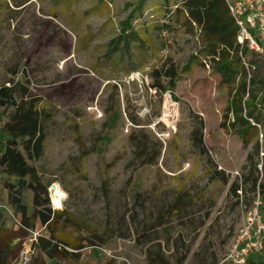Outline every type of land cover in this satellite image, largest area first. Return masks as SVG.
Returning a JSON list of instances; mask_svg holds the SVG:
<instances>
[{
	"label": "rangeland",
	"instance_id": "374dc122",
	"mask_svg": "<svg viewBox=\"0 0 264 264\" xmlns=\"http://www.w3.org/2000/svg\"><path fill=\"white\" fill-rule=\"evenodd\" d=\"M136 1L0 0V87L17 86V103L37 109L45 146L35 167L48 207L56 185L51 210L88 225L75 235L99 240V256L85 247L76 264H234L224 258L258 198L264 217V136L255 155L253 142L220 127L228 97L212 66L184 68L197 47L189 34L164 27L166 45L152 55L133 41L111 50L124 2ZM164 14L155 5L130 24L163 25ZM1 236L29 243L4 214ZM34 258L55 263L37 250Z\"/></svg>",
	"mask_w": 264,
	"mask_h": 264
},
{
	"label": "trees",
	"instance_id": "16d2710c",
	"mask_svg": "<svg viewBox=\"0 0 264 264\" xmlns=\"http://www.w3.org/2000/svg\"><path fill=\"white\" fill-rule=\"evenodd\" d=\"M123 5L129 9L120 22L115 41H111V50H117L120 42L129 46L133 41L141 51L152 55L163 50L166 45L161 35L164 27L189 34L195 39L197 47L184 68L188 69L192 60L212 66V71L218 76L219 89L228 97L220 127L227 133L237 135L245 146L253 142L257 155L261 145L259 134L264 136V53H256L245 42L238 41V29L228 11L226 0H137L133 5L127 2ZM155 5L163 8L164 15L168 17L167 23L140 25L138 28L131 26L130 21L136 13L137 18L143 17L144 11ZM165 76L169 78L167 89L173 90L176 71L167 68ZM157 86L160 90H166L160 83ZM18 93L17 86L0 87V185L6 193V199L13 210L21 214L27 228L34 229L37 222L44 225L36 250L40 255L54 259V264H62V261L76 264L78 258H83L82 250L88 246L91 252L99 256L101 252L98 247L101 245L98 239L75 235L80 231L89 233L86 223L65 211H53L48 207L46 186L41 183L35 167L36 159L45 146L43 130L34 104L17 103ZM20 147L25 151L26 158ZM255 183L257 185L256 180ZM258 189L264 195V182ZM29 193L32 198L28 215ZM3 200L4 195L0 192V201ZM20 248V244L9 243L1 236L0 264H10L19 255ZM261 254V260L249 257L248 260L254 264H264V249ZM31 264L46 263L43 258H34ZM95 264L114 263L106 257L105 262L97 261Z\"/></svg>",
	"mask_w": 264,
	"mask_h": 264
},
{
	"label": "built area",
	"instance_id": "2783aa9c",
	"mask_svg": "<svg viewBox=\"0 0 264 264\" xmlns=\"http://www.w3.org/2000/svg\"><path fill=\"white\" fill-rule=\"evenodd\" d=\"M226 3L238 29V41L245 42L247 47L256 53H264V0H226ZM245 65L247 66V64ZM51 187L50 203L53 209V205H55L53 196L57 197L58 195L53 190V185ZM260 204L261 201L258 198L248 212L238 237L224 260L242 264L251 253H258L264 249V217L260 212ZM0 213L29 234V243L22 245L19 255L13 261L14 264H31L38 237L42 234L44 225H41L42 230L37 229L36 226L34 229L27 228L22 222L21 215L15 212L7 201H0Z\"/></svg>",
	"mask_w": 264,
	"mask_h": 264
},
{
	"label": "bare ground",
	"instance_id": "6f19581e",
	"mask_svg": "<svg viewBox=\"0 0 264 264\" xmlns=\"http://www.w3.org/2000/svg\"><path fill=\"white\" fill-rule=\"evenodd\" d=\"M53 187H56V185H54ZM56 191V190H55ZM56 198V197H55ZM55 201V200H54ZM56 201H58V199L56 198Z\"/></svg>",
	"mask_w": 264,
	"mask_h": 264
}]
</instances>
